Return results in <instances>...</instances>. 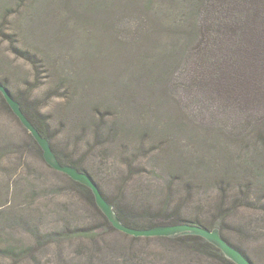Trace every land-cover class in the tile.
<instances>
[{"label":"rangeland","instance_id":"obj_1","mask_svg":"<svg viewBox=\"0 0 264 264\" xmlns=\"http://www.w3.org/2000/svg\"><path fill=\"white\" fill-rule=\"evenodd\" d=\"M191 4V0H0V82L34 117L48 118L56 147L81 158L84 169L113 199L160 204L173 181L176 204L184 201L191 185L186 212L210 221L224 199L222 188L226 189V201L238 207L227 214L224 233L247 251L254 264H264V143L258 142L252 126L242 123L248 111L234 97L228 103L222 100L228 95L216 84L188 98L182 87H164L169 77L154 75L155 62L201 20L200 12H191ZM217 36L206 64L199 59L198 71L208 78L231 73L238 64L244 71L240 53H245L246 39L239 44L225 29ZM187 66L185 60L175 65L177 81ZM249 84L242 81L239 92L249 90ZM216 87L220 95L213 91ZM203 106L209 112L193 122L204 118L200 132H214L199 140L176 124L167 128L158 115L167 116L177 107L187 114ZM98 110L108 111L104 128L119 131L101 144L92 138ZM162 139L172 144L171 160L160 149ZM87 223L99 225L102 219L86 195L41 157L24 125L0 101V264H115L110 255L122 254L118 246L105 253L107 248L99 242L105 236L131 248L133 264H217L210 256L191 254L178 242L133 241L106 226L93 241L67 237L36 250L31 228L44 232ZM10 243L31 244L35 256H8L3 247Z\"/></svg>","mask_w":264,"mask_h":264},{"label":"trees","instance_id":"obj_2","mask_svg":"<svg viewBox=\"0 0 264 264\" xmlns=\"http://www.w3.org/2000/svg\"><path fill=\"white\" fill-rule=\"evenodd\" d=\"M191 2V12H200L202 18L201 20L198 19L194 24L190 25L195 30L191 31L189 36L183 37L180 42L175 43L172 47L168 48L164 52L166 57L155 62V77L159 79L160 77L166 75L169 77V79L164 83V87H182L186 93H189L188 98L191 96L195 97L194 94L203 90H207V85L216 84L219 88L222 87V89L225 91L224 93L228 95H222V100L228 103V100H231V98L234 97L236 100L235 102L244 107L243 110L246 109L248 111L244 118L245 120L242 123L252 126L254 129V134L257 136L256 139L258 142L264 143V0H191ZM221 29H225L230 32L231 36L239 40V44L246 39V49L244 50L245 53H240L245 58V62L243 63L244 71L240 70V67L238 66L239 64L236 65L235 63L236 66L234 69H232L231 73H224L225 75H219L218 73V75H216L217 77H212L210 75V78H208V75L206 76L207 73L204 74L198 71V69L201 67L198 61L200 59L206 64L205 60L209 59L208 56H210V52H212L213 48H215L217 45V34L220 33ZM241 47L243 48L242 44ZM182 60H185L188 66L184 70V77L181 76L180 81H177L175 65L181 64ZM223 71L230 72V69H223ZM210 81H213L214 83H211ZM242 81L250 82L247 87L249 90L245 92H239V90L242 89ZM4 85H6V83ZM213 91L219 94L217 87ZM230 94H233V96H230ZM14 97L21 102L24 112L33 121L37 128L49 138L51 145L61 163L74 165L80 170L86 171L98 184L105 197L114 205L118 216L126 225L137 228H149L160 224L188 222L199 224L209 229L218 226L223 237L231 244L238 247L254 264V260L249 256L247 251L233 243L224 233L226 228L225 226L227 224V214L231 210L238 207V204H235L233 201L231 203L226 201V197L224 196V191L226 193V189L222 188V196L224 199L217 203L218 207L215 210V217L210 221H206L199 216H194L186 212L184 201L186 202V198L190 197L191 195V185L187 186L189 190L188 194L183 199L184 201H178L176 204L172 201V197L174 196L172 186L173 181H170L169 186L171 190H168L165 202L161 201L160 204L147 203V201L135 202L122 197L120 200L113 199L104 190L94 175L88 170L84 169V166L80 161L81 158L74 159L72 156L73 153H67L56 147L54 143V136L50 131L51 125L48 122V118L41 115H36V117H34L29 112L22 99L18 96ZM0 101L2 102V105H4L14 115V117L19 120V122H21L19 117L10 107L1 90ZM247 105L253 108H250ZM260 106H262L261 109H255L259 108ZM154 109L158 108L152 107L151 110L153 111ZM169 110L172 112H169L167 116L157 113L160 116V120H164L167 128H171L168 124L172 126L176 124L180 126L185 132H187V135L194 140L202 139L211 132H214L213 129H204L203 132H200V130L203 128L198 129V125L204 118L197 121L195 124L193 122V120L198 119L200 115L209 112L210 109H206L205 106L199 109H194V111L189 109L187 114L185 112L183 113V109H178V107L176 109ZM255 110H260L262 112L257 113L256 115L254 112ZM98 113V124L94 129L92 138L96 144H101L103 142H109L107 139L111 138V134L117 133L119 131L114 132L112 128H104V125H102V123L107 122L106 118L109 116L108 111L104 112L98 110ZM230 129L231 133L235 132V127H231ZM24 130L28 134L30 144H32V146L45 160L41 145L25 126ZM160 141V149L163 150V153L166 154V156H169L171 160V157L175 156V154L172 152V144L166 139H162ZM262 152L264 153V147L262 148ZM129 164L132 168L133 162L129 161ZM59 172L66 175L70 180V183L86 195L91 205H93L96 212L102 219V223L99 225L87 223L73 227L67 224L51 231L44 232H39L37 228L34 230L30 227L32 231L36 232L33 234L35 239L34 243H36L37 248L36 250L43 249L44 246H47L49 242H59L62 238L67 237H89L93 241V238L99 232L100 227L106 226L108 229H111L112 231H115L124 237H129L133 241L151 238L174 241L184 246L185 249L191 254L210 256L214 258L217 261V264H237L228 258L219 247L201 235L189 233L171 236H135L117 229L109 220L107 215L98 206L95 199V194L89 186L74 180L68 174L62 171ZM250 187L251 186H249V188ZM240 198L241 200H246V196H241ZM262 206L264 207V203ZM94 242L97 245L103 243L105 248H107L105 253H109L111 251L109 249L112 246L113 248H115L114 246L119 247L120 250L118 252L122 255H117L116 253H114V255H110L111 260L115 258L113 263L133 264L134 254L131 252V248L119 246L120 244L118 245L119 242L117 240H111L105 236V238L103 237V239L99 241L100 243L98 241ZM3 248H6L4 251L8 256L12 254L11 256L13 257L22 258L28 255L34 257L36 253V251L32 252L31 244L15 245L10 243ZM92 251L93 250H91V253ZM98 252L99 249H96L95 254L92 257L94 262H96L95 256Z\"/></svg>","mask_w":264,"mask_h":264},{"label":"water","instance_id":"obj_3","mask_svg":"<svg viewBox=\"0 0 264 264\" xmlns=\"http://www.w3.org/2000/svg\"><path fill=\"white\" fill-rule=\"evenodd\" d=\"M0 90L4 94L14 113L19 117L23 125L31 132V134L43 148V154L46 162L54 169L62 171L68 174L74 180L89 186L95 194V199L98 206L107 215L109 220L117 229L135 236H171L189 233L201 235L219 247L224 252V254L235 263L253 264V262L238 247L234 246L223 237L219 227L209 229L199 224L188 222L160 224L149 228H137L126 225L118 216L114 205L105 197L98 184L86 171L80 170L74 165L61 163L51 145L49 138L37 128L33 121L24 112L21 102L17 100L6 87V85L1 82Z\"/></svg>","mask_w":264,"mask_h":264}]
</instances>
